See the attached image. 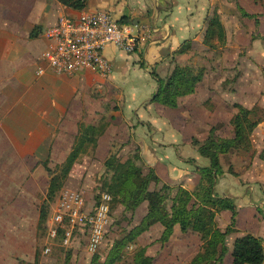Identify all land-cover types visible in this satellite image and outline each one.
<instances>
[{"label":"crops","instance_id":"crops-1","mask_svg":"<svg viewBox=\"0 0 264 264\" xmlns=\"http://www.w3.org/2000/svg\"><path fill=\"white\" fill-rule=\"evenodd\" d=\"M245 4H249L251 11L245 9ZM239 5L247 14L257 15L258 32L264 36V12L258 10H264V0H240ZM6 8L8 15L0 17V231L3 234L9 230L4 216L11 196L7 186L25 182L27 171L38 169L37 163L53 145L56 152L59 145L68 142L66 158L82 124L108 122L103 135L114 129L118 137L136 144L145 164L154 170L160 182L180 186L195 201L208 188L197 168L208 167L209 161L198 154L192 139L203 141L212 131L219 138L232 137L230 120L235 113L234 104L247 109L257 105L264 110L263 83L257 88L248 86V92L242 93L248 98L244 103L235 100L232 89L224 90L221 82L206 81L207 76L197 84L193 94L178 98L175 109L151 103L157 78L168 76L174 63L193 70L205 69L204 75L221 73L218 66L206 69L197 65L198 53L193 51V44L204 43L208 15L215 13L222 26L223 18L227 17L222 11L234 16L232 1L87 0L84 10L107 12L118 23L134 26L138 36L133 54L127 55L113 46L105 49L103 55L113 68L108 77L89 71L59 77L49 70L37 76L39 58L48 45L44 29L55 25L60 16L75 17L79 11L62 6L57 0H13ZM213 40L212 43H219L217 38ZM225 40L229 41L228 35L222 40L224 44ZM184 48L185 52L180 53ZM259 54L264 56V50ZM100 83L104 94L110 90L116 96V104L111 100L106 106L94 95L96 103H89L88 90ZM116 106L120 108L119 121ZM250 140L257 148L252 160L249 156V162L243 166L231 161L232 173L228 172V165L220 162L223 174L212 188L213 196L231 199L236 208L234 231L226 239L228 252L222 264H232L230 253L237 238L250 234L261 239L264 246V216H261L264 161L259 159L264 150V118ZM223 157L220 156L221 161ZM11 170L22 171L23 177L12 178ZM231 217L230 211L216 214V227L224 230ZM151 229L163 231L159 224ZM175 240L193 256L201 250L198 235L183 234L177 225L166 243ZM9 248L10 242L0 243V249ZM1 258L5 264V253Z\"/></svg>","mask_w":264,"mask_h":264},{"label":"rangeland","instance_id":"rangeland-1","mask_svg":"<svg viewBox=\"0 0 264 264\" xmlns=\"http://www.w3.org/2000/svg\"><path fill=\"white\" fill-rule=\"evenodd\" d=\"M12 1L0 0V17L5 14L8 15L9 10L6 7ZM228 1L235 3L233 17H230L226 10L222 11V14L227 15L226 18H223V28L224 36L228 35L229 41L225 40V44L222 41L217 44L212 43V41L210 44L202 43L203 45L196 43L193 44V51L198 53V57L196 56L197 65L206 67V69L207 67L218 66V70L221 71L217 75H203V78L207 76L206 81L217 80L221 82L224 90L232 89L235 100L245 103L248 102V98L242 93L248 92V86L257 88L261 83L264 84V56L259 54L264 50V36L258 32V23L255 24L257 15H244V13L247 14L246 10L251 11L248 7L249 4L244 5L245 10L239 5L240 0ZM3 3L4 7H2ZM258 10L264 12L262 9ZM202 70L206 72L205 69ZM102 85L103 83L95 85L98 87L92 85V88L88 90L89 103H96L93 99L95 96L97 100H101L100 103L102 102L106 106L110 105L111 100L116 104V96L111 94L110 90L104 94L101 90ZM255 91L258 90L255 89ZM116 107L115 115L118 118L120 108L119 106ZM252 108L255 109L252 116L253 120L264 118V110L261 107L255 105ZM118 134L115 133L114 129H111V132L103 135L99 139L97 148L82 155L67 176H64L63 170L59 167L67 154L68 142L67 145L66 143L59 145L56 152H54L56 148H54L53 143L50 151L44 154L41 161L37 163L40 167L27 171L26 183H22L21 178L20 185L7 186L11 196L8 203L9 209L5 207L4 216L9 225V230L7 231L5 228L6 233L4 234L0 231V243L2 241L10 242V248L7 250L0 249V264H3L2 253H5V264H90L93 257H98L100 261H103L116 240L135 227H139L146 214V203L140 205L133 212L125 210L120 204H112L110 205L109 222L104 239L100 249L95 254L87 252V233L84 231L75 232V240L71 248H62L59 242H56L52 246L51 253L48 255L42 253L43 246L48 243L46 231L51 208L63 190L81 192L88 207H92L97 202L101 179L112 182L113 172H107L103 166L104 160L111 154L121 163L131 160L134 155H137L139 160L136 163L143 168L144 172L152 169L145 164L139 147L131 143L126 137H118ZM250 144L249 152L231 151L225 154L220 162L225 166L228 165L231 172H233L231 161L240 166L246 165L249 162V156L252 160L257 149L255 148L256 144L252 143L251 140ZM108 148H110L109 151ZM46 169H49V172ZM15 175L22 176L23 172L11 170L10 176L13 178ZM52 178H55L56 191L50 197L48 196V188ZM150 188L152 190L153 185ZM40 214L44 217L42 221H40ZM261 216H264V206L261 209ZM0 222H2L1 218ZM151 227L139 235L135 243H130L124 247V256L119 264H129L130 255L139 246L146 247V254L153 259L152 264H187L192 259V252L183 250L182 245H178V240L169 244L160 243L158 239L161 233L154 229L150 230Z\"/></svg>","mask_w":264,"mask_h":264},{"label":"trees","instance_id":"trees-1","mask_svg":"<svg viewBox=\"0 0 264 264\" xmlns=\"http://www.w3.org/2000/svg\"><path fill=\"white\" fill-rule=\"evenodd\" d=\"M57 1L62 6L79 12L85 9L87 2V0ZM244 15L249 16L246 13ZM257 23L255 21V24ZM214 38L219 41L224 38V28L215 13L208 15L205 19L203 42L210 44ZM186 48V50L189 49V44ZM182 52H185V48L180 53ZM203 75L202 69L193 70L188 66L174 64L165 79L156 77L157 90L151 98V103L169 109L177 108L178 98L193 94L197 84L202 81ZM233 108L235 113L230 120L232 137L219 138L211 132L203 141L192 140V145L197 148L198 154L209 161L208 167L197 168L198 173L205 177L208 188L197 195L195 201L192 194L180 186L171 187L160 182L153 169L144 172L143 168L136 163L139 160L137 155L125 163L118 162L113 154L104 160V169L107 172H113L114 175L112 182L101 179L96 203H98L101 193H107L111 196L109 215L112 204H120L125 210L133 212L143 203H146V214L139 227H135L112 244L103 261H100L98 257H93L90 264H119L124 256V247L135 243L139 235L155 224H159L163 228L158 239L160 243L169 240L176 225L183 234L192 232L198 235L201 241V250L187 264H222L228 252L226 239L234 231L236 208L231 199L213 196L214 181L223 174L220 155L228 154L234 150L249 152L251 148L250 136L261 121L260 119L253 120L252 116L255 111L253 108L247 109L240 104H234ZM107 127L108 122L104 121L94 125L82 124L78 127L70 152L59 167L63 170L64 176L69 174L82 155L97 148L98 140ZM259 159L264 161V150L260 152ZM46 170L49 172V169ZM228 172L232 173L230 169ZM152 185L153 189L151 190ZM55 191V178H52L48 196L54 195ZM262 194L264 196V185ZM222 211H230L232 214L230 224L224 230L218 229L215 224L216 214ZM43 218L40 214V221ZM84 232L86 231L84 230ZM61 239L62 236L58 235L54 243L59 242L61 246ZM74 240L75 233L72 244ZM263 247V241L250 234L237 238L230 253L232 264H262L264 261ZM130 256L129 264H152L153 261L152 257L146 255V247H136Z\"/></svg>","mask_w":264,"mask_h":264},{"label":"built area","instance_id":"built-area-1","mask_svg":"<svg viewBox=\"0 0 264 264\" xmlns=\"http://www.w3.org/2000/svg\"><path fill=\"white\" fill-rule=\"evenodd\" d=\"M43 36L48 45L39 58L36 69L39 77L48 70L59 77H73L82 71L108 77L113 68L103 55L105 49L113 46L127 55L133 54L138 40L134 26L118 23L107 12L87 10L75 17L60 16L55 25L44 29ZM110 202L111 196L101 193L98 203L88 207L81 192L63 190L51 208L46 231L48 243L43 247V254L51 252L58 235L62 236L61 247L68 248L74 233L84 230L87 252L95 254L109 222Z\"/></svg>","mask_w":264,"mask_h":264}]
</instances>
